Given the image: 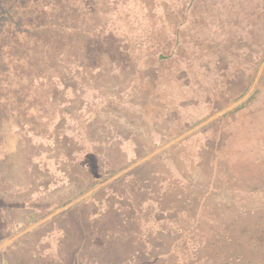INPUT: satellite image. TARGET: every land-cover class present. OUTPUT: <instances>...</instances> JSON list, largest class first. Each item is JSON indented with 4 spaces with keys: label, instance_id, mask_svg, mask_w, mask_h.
<instances>
[{
    "label": "rangeland",
    "instance_id": "374dc122",
    "mask_svg": "<svg viewBox=\"0 0 264 264\" xmlns=\"http://www.w3.org/2000/svg\"><path fill=\"white\" fill-rule=\"evenodd\" d=\"M99 1H24L43 24L63 7L75 29L28 38L40 80L4 62L34 107L1 111L0 188L70 170L101 196L102 237L123 231L109 263L264 264V0ZM117 120L145 145L105 142Z\"/></svg>",
    "mask_w": 264,
    "mask_h": 264
},
{
    "label": "crops",
    "instance_id": "0c3cea01",
    "mask_svg": "<svg viewBox=\"0 0 264 264\" xmlns=\"http://www.w3.org/2000/svg\"><path fill=\"white\" fill-rule=\"evenodd\" d=\"M117 121L105 142L111 141L119 149L128 147L130 153L138 148L137 142H142L141 147L145 145L146 134L132 139L127 131L124 135L125 131L119 130L121 123ZM122 124L126 126L125 121ZM106 132H109L107 128ZM143 158L137 156L132 164ZM42 170L35 181L29 180L30 175L25 176L26 189L14 187L15 183L8 190L0 188V264H113L108 262L109 257H114L117 263V250L114 253L106 250L113 248L112 240L114 246L123 244V231L119 234V226L115 227L116 235L108 240L101 235L103 228L96 233L97 227L91 222L99 216L96 211L92 213L89 205L97 206L101 196L93 189L76 190L70 170L63 171L61 179L59 174H51L53 168L44 169L51 177L47 182L42 179ZM101 181L96 184L102 185Z\"/></svg>",
    "mask_w": 264,
    "mask_h": 264
},
{
    "label": "trees",
    "instance_id": "16d2710c",
    "mask_svg": "<svg viewBox=\"0 0 264 264\" xmlns=\"http://www.w3.org/2000/svg\"><path fill=\"white\" fill-rule=\"evenodd\" d=\"M24 1L25 0H0V42H1L0 44V63L2 64V67L5 68L4 71L0 70V120L5 118V116L1 114V111L2 110L5 111L7 109V106L10 105V103H13V107L17 108L18 112L21 111L19 112L18 119H20V117L23 118L24 116L23 114H25V119L27 118V115H29L30 117H33L32 114L27 113V112H29V110L33 109L34 107L32 103H29V102L21 103L19 100V99H22L21 94L24 93V90L29 89L31 91V87L30 88L27 87L28 89L25 87L26 85L23 87L24 85L23 78L15 79L16 80L15 82L19 86L14 83H10L11 84L10 85L3 81V78L8 77V73L6 72L7 68L5 67L6 64H4V62H11V63L13 62L14 66H21V67L24 66L25 63H29L28 68H31L29 69L30 76L35 77L36 78L35 80H40L39 76H37V73H36L39 67L33 66V65H37L34 63L35 54L37 51H35L34 48H33V51L28 49L29 48L28 38H32L33 42L36 44L38 36L41 34V31L51 29L52 31H54L53 33L55 35L54 38L57 39V37H59L60 39L59 43H60L64 41V37L66 33L57 35L55 32L58 29L63 32L70 30L72 28L75 29L74 26L70 24V22H68L66 19L59 17L61 13H66L67 18L71 20L69 17L70 14L68 15L69 12H67L63 7L60 9H55V7L51 6L52 4L45 5L47 14L54 13L53 17L55 18V12L57 10L58 16L56 17L55 21L49 24H43L42 20H40V18L37 17L36 14L38 13L36 12L35 9H32L28 5L23 6ZM28 1L30 0H27V2ZM97 2H100V1L97 0ZM193 2L194 0H188V3H187L188 6L186 7V9H188V7L193 4ZM57 5H59V3ZM7 13H12L14 15V19H8L6 16ZM27 14H29L31 18L26 19L27 17L25 15ZM47 41L52 42V39L47 38ZM34 43H32L33 46H34ZM11 63H8V66H7L9 67L10 74L13 71L16 72V70H14L12 66H9ZM22 73L26 74L27 73L26 69ZM22 73H20L19 71L17 72L18 75H21ZM35 80H32V81L35 82ZM31 85H33V83L30 82V86ZM21 88L23 91L21 90ZM14 95L18 99L15 98ZM20 107L22 109H27V110H25V112L22 113V109ZM45 118L41 117L39 122L45 121ZM36 120H38V117L34 116V122ZM95 231L96 233H99L100 228H97ZM125 241L126 240H124L123 242V246L127 243ZM135 244L136 243H134L133 245ZM129 259L130 258H127V262ZM123 264H124V261H123Z\"/></svg>",
    "mask_w": 264,
    "mask_h": 264
}]
</instances>
